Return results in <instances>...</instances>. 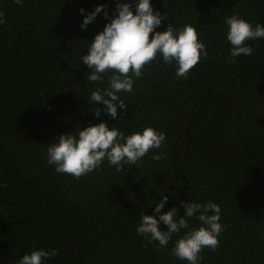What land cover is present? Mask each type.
<instances>
[{
    "label": "trees",
    "instance_id": "obj_1",
    "mask_svg": "<svg viewBox=\"0 0 264 264\" xmlns=\"http://www.w3.org/2000/svg\"><path fill=\"white\" fill-rule=\"evenodd\" d=\"M150 2L168 16L156 31L191 25L208 54L187 79L158 55L133 91L120 93L127 108L113 119L92 110L105 106L91 102L97 84L85 81L90 70L80 55L117 0H0V264L39 249L58 252L45 264H188L172 253L184 231L159 250L137 234L142 214L158 218L162 194L161 214L175 206L182 215L181 201L220 205L219 247L205 248L199 264H264V38L247 42L251 56L229 63L225 23L238 15L264 26V0ZM101 4L109 18L102 11L81 28ZM100 122L126 136L152 127L166 139L122 171L105 159L79 179L57 173L47 146ZM153 152L163 158L153 160Z\"/></svg>",
    "mask_w": 264,
    "mask_h": 264
},
{
    "label": "clouds",
    "instance_id": "obj_2",
    "mask_svg": "<svg viewBox=\"0 0 264 264\" xmlns=\"http://www.w3.org/2000/svg\"><path fill=\"white\" fill-rule=\"evenodd\" d=\"M14 3L21 6L23 0H14ZM132 5L133 0H117L115 14L87 44V55H80V60L90 70L84 74L85 81L97 84L91 92V102L94 106L101 103L105 106L103 109L93 107L96 117L105 112L116 119L118 108H127L120 93L132 92L134 78L142 77L145 66L151 65L158 55L165 65L175 61L178 65L177 78L187 79L189 71L199 63L201 56L208 54L205 43L199 39L193 26L185 25L183 29H177L169 23L165 31H156L162 21L168 20L167 14L155 10L150 0H135V11ZM102 11L105 18H109L106 6L98 5L84 16L81 28H87ZM80 12L83 14L85 10L80 9ZM3 17L4 13L0 12V24L6 22ZM225 23L228 25L227 40L232 46L228 62L233 63V58L241 55L251 56L253 48L247 42L264 38V26H253L238 15L226 17ZM106 75L107 87L101 88L99 85L105 83ZM165 139V133L152 127L126 136L120 129L100 122L80 129L76 136L61 134L56 142L47 146V158L57 173L79 179L99 168L105 159L117 171H122L125 165H136L150 150L161 149ZM162 158V153L153 152V160ZM162 197L154 209L159 214L158 218L142 214L137 234L149 244L158 242L156 247L159 250L169 244L173 235L184 231V235L175 242L172 253L188 264H199L203 259L200 253L205 248L215 252L219 247L218 237L224 231L220 223V205L212 201L206 204L181 201L182 215L178 214L175 206L161 214L168 201L167 195L162 194ZM193 218L201 222L199 227H191ZM161 223L166 230H161ZM56 255L58 252L55 249L33 250L24 254L18 264H45L48 258Z\"/></svg>",
    "mask_w": 264,
    "mask_h": 264
}]
</instances>
